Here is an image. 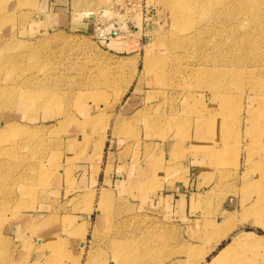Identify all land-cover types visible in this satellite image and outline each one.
<instances>
[{
	"label": "rangeland",
	"instance_id": "rangeland-1",
	"mask_svg": "<svg viewBox=\"0 0 264 264\" xmlns=\"http://www.w3.org/2000/svg\"><path fill=\"white\" fill-rule=\"evenodd\" d=\"M53 13L66 24L51 26ZM125 108L188 130L207 119V168L264 156V0H0V264H25L38 238L47 264L71 260L72 246L86 264H218L216 229L181 241L133 191L74 189L106 162L109 174L137 171L138 142L118 158L100 151ZM131 125L121 133L135 138ZM238 168L221 169L217 188H232ZM78 212L94 213L92 227L72 230ZM258 253L237 244L220 264H264Z\"/></svg>",
	"mask_w": 264,
	"mask_h": 264
},
{
	"label": "crops",
	"instance_id": "crops-1",
	"mask_svg": "<svg viewBox=\"0 0 264 264\" xmlns=\"http://www.w3.org/2000/svg\"><path fill=\"white\" fill-rule=\"evenodd\" d=\"M47 7L48 5L43 4L40 9L47 10ZM65 22V13H53L49 19L53 27L63 26ZM125 109L126 111H116L112 114V128L117 126V133L114 134L113 130L105 141V136L102 138L104 145L100 146V151L105 156L112 154L118 158V151H123L129 146L136 148L138 142L142 160L137 171L133 174H109L106 170L109 162H106L102 170L94 176L78 174L74 182L76 191H95L99 195L102 191H133L134 195L140 198L136 201L143 205V211L150 221L154 220L160 227L176 229L180 233L181 241L184 239L192 243L204 242V229H216L211 241L212 253L219 252L221 245L232 244L245 234L264 238V221L260 218V212L264 209V186H261L264 185V156H256L249 162L245 157H239L235 159L233 166H226L229 164L227 159H220L219 164H223L221 169H225L224 171H234L236 166L239 167V179L232 188L219 189L217 184L220 166L207 168L212 162V147L209 146L210 141L205 134L207 119L194 116L188 130L186 127H168L162 115L155 116L152 111H143V116L138 117L139 111ZM130 120L136 133L135 138H132L129 129H125L124 134L121 133L122 127L127 126H124V123L127 121L128 124ZM133 142L135 143L131 145ZM130 153H134V150ZM113 166L115 169L118 166H125L127 170L130 168L129 164L122 160L113 163ZM253 183L260 184L249 186ZM93 215L94 213L86 216L78 212L74 215L78 221L69 226L75 230L77 226L81 227L86 223L85 227L89 229L92 227ZM227 230L229 232L226 237L221 238ZM75 237L70 239L77 245L75 243H78V240ZM219 237L221 240L218 243ZM81 243L82 241H79L80 246ZM30 244L33 251L25 258L24 263L47 264L50 253L49 250L42 251L43 238H38L37 242L32 240ZM70 251H74L71 260L64 264H86L87 255L79 253L76 246H72ZM258 254L264 259L261 255L263 253Z\"/></svg>",
	"mask_w": 264,
	"mask_h": 264
},
{
	"label": "bare ground",
	"instance_id": "bare-ground-1",
	"mask_svg": "<svg viewBox=\"0 0 264 264\" xmlns=\"http://www.w3.org/2000/svg\"><path fill=\"white\" fill-rule=\"evenodd\" d=\"M228 230L225 231L222 235L221 238L228 234ZM244 236L251 237L252 236V241H247ZM242 238L235 240L232 244H229L227 246H224L215 256H214V263L217 262L218 264L222 263L228 257L231 255L232 250L234 249L237 244H245L249 245L251 249H255L258 251L260 254L263 253L262 255L264 256V246L259 245V243H264V238L262 236H257L255 234H245ZM220 237L218 239V242H220ZM249 240V239H248ZM216 264V263H215Z\"/></svg>",
	"mask_w": 264,
	"mask_h": 264
},
{
	"label": "trees",
	"instance_id": "trees-1",
	"mask_svg": "<svg viewBox=\"0 0 264 264\" xmlns=\"http://www.w3.org/2000/svg\"><path fill=\"white\" fill-rule=\"evenodd\" d=\"M224 244L219 247V249L223 248Z\"/></svg>",
	"mask_w": 264,
	"mask_h": 264
}]
</instances>
